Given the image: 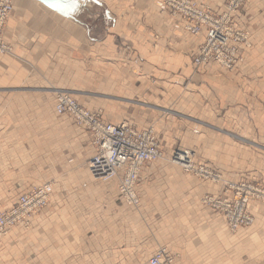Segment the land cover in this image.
Masks as SVG:
<instances>
[{
  "label": "crops",
  "instance_id": "crops-1",
  "mask_svg": "<svg viewBox=\"0 0 264 264\" xmlns=\"http://www.w3.org/2000/svg\"><path fill=\"white\" fill-rule=\"evenodd\" d=\"M195 1L214 11L223 3ZM101 2L110 17L90 20L94 11L85 8L66 14L45 0H12L2 39L13 54H0V209L28 189L52 183L47 205L32 215L30 226L16 224V242L28 257L44 249L46 264H147L159 247L174 253L176 264H264V202L250 199L254 224L233 232L219 211L200 202L218 194L222 181L264 186V168L246 170L244 159L246 144L264 152V0H246L236 13L235 24L250 31L252 45L230 71L214 62L195 69L192 56L203 36L183 31L178 19L160 12L159 0ZM68 83H115L130 95L135 88L140 100L133 103L147 109L188 97L228 129L235 126V135L228 129L226 135L238 139L236 163L222 154L228 139L214 151L220 157L198 160L222 181L201 179L165 159L146 162L135 186L140 204L128 205L117 177L102 181L88 173L86 161L95 152L91 134L55 111L56 89L87 94ZM101 117L150 128L124 110Z\"/></svg>",
  "mask_w": 264,
  "mask_h": 264
},
{
  "label": "built area",
  "instance_id": "built-area-1",
  "mask_svg": "<svg viewBox=\"0 0 264 264\" xmlns=\"http://www.w3.org/2000/svg\"><path fill=\"white\" fill-rule=\"evenodd\" d=\"M168 6L173 15H179L184 21L187 30L197 34L204 26L207 29L206 41L194 58V64L199 65L213 59L225 69L235 66L240 57L237 43L245 42L240 31L231 26V17L242 0H228L225 10L214 15L205 8L197 6L191 0H162ZM11 10L10 0H0V53L10 51L2 41L1 33L5 18ZM55 109L58 113H68L75 120L83 124L89 131L96 146L95 154L88 161L91 174L102 179H109L117 174L118 169H123L120 179L119 192L128 202L137 205L138 200L134 192V185L139 169L145 161L155 160L161 156V151L154 139L152 130L136 131L127 125H112L104 123L100 119L99 112H90L80 106L68 92H58L55 96ZM185 170H193L194 166L182 163ZM197 172L204 177L209 173L203 169ZM237 197L235 201L228 202L223 197L211 203L212 197L207 202L212 207L224 212L230 224L235 227L238 224L247 223L248 217L242 212L245 198L248 192L244 185L235 187ZM51 187L44 184L24 192L16 205L8 210L0 211V235H4L7 229L22 222L28 224L27 217L47 202V194ZM251 190V189H249ZM223 199V200H222ZM222 202L221 207L219 202ZM173 257L164 252H158L149 259L152 264H171Z\"/></svg>",
  "mask_w": 264,
  "mask_h": 264
},
{
  "label": "rangeland",
  "instance_id": "rangeland-1",
  "mask_svg": "<svg viewBox=\"0 0 264 264\" xmlns=\"http://www.w3.org/2000/svg\"><path fill=\"white\" fill-rule=\"evenodd\" d=\"M159 1H160L159 4H160V8H161L160 12H163L168 16H171L173 18L178 19L183 31H185L186 33H188L189 35H191L193 37L199 36V35L203 36L202 42L197 46L196 53H194V55L192 56V64H194L193 63L194 58L196 57V55L200 49V46L203 45L206 41V37H207L206 27L203 26L197 34L191 33L189 30L186 29V27L184 25V21L181 18V16L173 15L169 9H167L163 6L161 0H159ZM191 1L194 2L196 5H198L199 7L207 9L208 11H210V13H212L214 15H219L225 10V1L224 0L222 3V7H221V9H219V11H214L209 6L202 4V3H198L195 0H191ZM245 1L242 3V5L245 3ZM80 3H81V5H79ZM101 4H102L101 0H79V1L73 0V1L68 2L69 8L64 7L65 8L64 10H68V12H69L68 14H74L78 11V9H81V8L88 9V10H90L91 13L94 11L95 14L93 12L90 15V20L92 19L93 15L95 16L96 14H98V16H100V17L103 14H107L106 16H109L107 11L105 13L103 12V11H105V9L103 8V6ZM240 7L235 11V13L231 17L232 28L234 30L240 31L242 33V34H239V35H241V37H245V39H244L245 42H238L236 44L237 48H238V54L240 57L238 63L235 66H233L231 69H225L222 66H220L213 59L208 60V62H214L226 71H230V70L236 68L243 61L244 50L250 48V46L252 45V34L250 33V31H248V30H246L240 26H237L235 24V16H236L237 11L240 9ZM75 9H76V11H75ZM98 19H99V17H98ZM103 31H104V29H103V26L101 25V32L103 33ZM154 37H156V36H154ZM10 48H11L10 54L12 55L13 54L12 53L13 52L12 47L10 46ZM208 62L199 64V65L194 64L195 66L194 65L193 66L196 69L197 66L205 65ZM5 78L9 79L10 76H7ZM180 83H188V80H186V79L181 80ZM68 84L72 88L78 87L80 90H83L87 94L75 95L74 92L69 90V89H56L54 96H56V94L58 92L66 91L69 94H71L72 97L75 99V101L80 106L85 108L86 110L91 111L89 109L97 108L98 110L91 111V112H99L100 117H101V112H105V114L108 116L109 115L119 116L120 114H123V110L125 112H127L129 115L132 114L133 121L135 123H137V125H139V126L150 125L149 126L150 128L140 129V131L150 129V130H152V133H153L155 139L157 137V139L160 141V142H158V140L156 139V141H157V143H158V145L162 151V157H160L158 159L159 160L165 159L168 162H170L171 164L180 167L186 173H190L196 177H199V178L204 179V180H209L212 182L222 181L223 178L220 174H218V173L212 171L211 169H209L208 167L204 166L203 164L198 162V160H199V158L203 159V158H207L208 156H210V159H211V157L215 156L216 154L219 156L221 154L220 152H218L219 150H217V153H214V151H215V149H219L220 144L222 142L224 143V141L226 139H228V142H229V149L226 153H224V151H223L224 146H223L222 154L223 155L227 154L228 160L230 161L233 158L234 160L231 163H233V164L236 163L235 158H236L237 152H236V148L234 145L237 143V140H238L237 137H235L233 135H226V132H227L226 130L228 128L225 126H227V125L220 123V121L217 120L215 116L211 115V117H210L209 116L210 113H207L208 110L206 112V110H204V108H202L199 104L197 105L196 103H192L190 100H187L188 97H186L185 99H182L181 101L178 100L179 102L174 101V102H170L169 104L158 105L159 107H162L163 109H161V108L156 109V108H150V107L147 109L146 107L143 108V106L133 103V101L140 100V97H139L140 92H138V90L135 88H133V90H132L134 92V94L130 95L131 94L130 90L126 91L125 89L123 90L120 88H116L115 83H68ZM82 84L84 86L80 87V85H82ZM120 84L121 83H119L118 85H120ZM116 91L119 94H114ZM107 96L118 97L120 99H128V101H122V100H119L116 98H108ZM54 108H55V101H54ZM87 108H89V109H87ZM144 111H148V114L147 113L143 114ZM198 117L200 119H196ZM101 120H102V117H101ZM106 123H110V122H106ZM111 124H113V123H111ZM120 124H123V123H120ZM124 124H127V123H124ZM115 125H118V124H115ZM127 125H129V124H127ZM129 126L132 127L131 125H129ZM233 127H235V126H233ZM233 127L229 126L228 132L230 134H234L232 132V130L234 129ZM132 128L135 129L134 127H132ZM136 130H138V129H136ZM93 143H94V141H93ZM205 146L208 148V151H204ZM196 147L198 149L200 147L202 149V151H195ZM245 147H246V149H248V151H245V154H244L245 169L251 170L254 167H256V165H259V164L262 168H264V159L261 158V160L258 161V156H257V155H262V157H264L263 150L261 149V151H259L260 149L257 150L258 147H256V146L253 147V146L248 145V144H246ZM184 150L189 152L191 163L194 166L193 170H185L184 167L180 163L175 162L173 160V155H175L178 152H182ZM254 158L257 160V163L254 161ZM87 161H86V163H87ZM213 161H220V160L214 159ZM254 163H255V166H253ZM86 169H87V166H86ZM198 169L205 170L206 172L209 173V176L204 177V176L200 175V173L197 172ZM140 171H141V169H140ZM140 171H139V174H140ZM212 174H216L220 178L216 181V180H214ZM120 175H121V173H119V171H118L117 176H113V177L106 179V180H104V179H99V180L108 181L114 177H117L118 178V188H119V176ZM222 182L224 185H223V187L219 193H221V191L225 187H227L228 185H239L240 186V184L245 183V182L234 183V182H228V181L227 182L222 181ZM50 184L52 185V183H50ZM245 184L251 185L253 187H257V189L264 190L263 185H255V184H251V183H245ZM135 192H136V190H135ZM118 193H119V190H118ZM136 195H137V193H136ZM207 195H213V194L203 195L200 199V202L202 205L210 207L208 204L204 203V201H203V197L207 196ZM215 195H217V194H215ZM230 195H232V197H233L235 195V192L234 191L230 192ZM137 199H138L137 205L127 203L124 200L123 201L125 203H127L128 205H131L133 207H138L140 204L138 195H137ZM250 199H259L260 201L264 202L263 199L256 198V197H250L248 199V202ZM248 202H247V205H248ZM247 205H246V208H247ZM7 208H9V207H7ZM7 208L0 209V211L5 210ZM42 209H40L38 212H40ZM247 212L251 216V218L253 219V222H254V217H253L252 213L248 210V208H247ZM34 214H36V213H34ZM224 222H225V219H224ZM252 223L250 225H252ZM20 224H22V223H20ZM225 225L228 228L226 222H225ZM250 225H248V226H250ZM29 226H30V220H29V225L27 227L26 226H24V227L28 228ZM241 227H247V226H241ZM236 230H234V231H236ZM230 231H232V230H230ZM25 250H26V247H24L23 245L16 242V224L14 226H12L10 228V230L5 235L0 236V264H46L45 263L46 257L43 254L44 249H40V248L37 249L36 250L37 255L31 254L29 257L26 256L27 253L25 252ZM158 250H163V251H165V253L170 254L173 257L172 264H176V262H175L176 261V255L174 253H172L168 248L159 247L153 252V254L155 252H157ZM85 257L86 256H84V258ZM149 258H148V260H149ZM85 260H87V259L85 258ZM148 260H147V264H149Z\"/></svg>",
  "mask_w": 264,
  "mask_h": 264
},
{
  "label": "bare ground",
  "instance_id": "bare-ground-1",
  "mask_svg": "<svg viewBox=\"0 0 264 264\" xmlns=\"http://www.w3.org/2000/svg\"><path fill=\"white\" fill-rule=\"evenodd\" d=\"M51 7H53L54 9H56V10H58L59 12H61V13H66V14H68L69 12H68V10H64L65 8L64 7H68V2H70V1H73V0H45ZM79 1V0H78ZM225 1V6H226V4H227V2H228V0H224ZM245 0H242L241 1V3L239 4V6L237 7V9L242 5V3L244 2ZM10 2H11V10H12V1L10 0ZM161 2H162V4H163V6L165 7V8H167L168 9V6L166 5V3L165 2H163L162 0H161ZM88 3V2H87ZM77 5V4H76ZM79 5H81V3L79 4ZM198 6V5H197ZM75 7V6H74ZM69 8V7H68ZM77 8V7H76ZM236 9V10H237ZM11 10H10V12H11ZM79 10V9H78ZM235 10V11H236ZM75 11H76V9H75ZM235 11L233 12V14L235 13ZM10 12L8 13V15L10 14ZM232 14V15H233ZM8 15H7V17H8ZM7 17L5 18V21H6V19H7ZM5 21H4V24H5ZM4 24H3V27H4ZM3 30V29H2ZM1 38H2V33H1ZM2 41H3V39H2ZM4 42V41H3ZM5 43V42H4ZM5 45L7 46V47H10L7 43H5ZM11 53V48H10V51L9 52H5V53H0V54H10ZM75 100V99H74ZM56 103V102H55ZM55 111H56V109H55ZM91 112V111H90ZM56 113L57 114H64V113H58L57 111H56ZM65 114H68V113H65ZM69 116H71L74 120H75V118L72 116V115H70V114H68ZM100 119H101V117H100ZM102 121V120H101ZM75 122L78 124V125H81V126H83L89 133H90V131L83 125V124H80V123H78L76 120H75ZM103 122V121H102ZM104 123H106V122H104ZM108 124H111V123H108ZM124 124V123H123ZM123 124H118V125H123ZM112 125H115V124H112ZM124 125H127V124H124ZM127 126H129V125H127ZM130 127V126H129ZM132 128V127H131ZM133 129V128H132ZM136 130V129H135ZM136 131H140V130H136ZM142 131V130H141ZM154 136V135H153ZM154 139H155V137H154ZM155 141H156V139H155ZM157 142V141H156ZM158 144V143H157ZM159 146V145H158ZM94 147H95V152H96V146H95V143H94ZM159 149H160V147H159ZM160 151H161V149H160ZM95 152H94V154H95ZM93 154V155H94ZM93 155H91V157L93 156ZM91 157H89V159L91 158ZM160 157H162V151H161V156ZM159 157V158H160ZM89 159H88V161H89ZM156 160V159H155ZM173 160L175 161V162H178V163H180L181 165H182V163H185V164H190V162H191V160H190V156H189V152L188 151H182V152H178V153H176L175 155H173ZM88 161H87V163H86V166H87V169H88V172L90 173V175H92L91 174V172L89 171V168H88ZM149 161H153V160H149ZM149 161H145L142 165H141V167L146 163V162H149ZM183 166V165H182ZM141 167H140V169H141ZM184 167V166H183ZM140 169H139V171H140ZM121 170V175L119 176V184H120V179H121V177H122V175H123V169H118V171H120ZM118 171H117V174L116 175H114V176H117L118 175ZM138 175H139V172H138ZM213 175V178H214V180H218L220 177L218 176V175H216V174H212ZM93 176V175H92ZM94 178H96V179H102V178H99V177H95V176H93ZM105 180V179H104ZM137 180H138V176H137V179H136V182H135V185H134V192H135V186H136V183H137ZM45 184H49L50 185V187H51V189H50V191L48 192V194H47V202H46V204H44L42 207H40L39 209H37L35 212H31L29 215H28V217H27V221H28V224L27 225H24V223H22V222H19V223H15V224H20V223H22V225L23 226H28L29 225V220H30V217L34 214V213H37L40 209H42V208H44L46 205H47V203H48V201H49V196H50V192H51V190H52V185L50 184V183H45ZM42 185H44V184H42ZM240 185H244L245 187H248V188H245L248 192L246 193V197L245 198H243V202H244V205H243V208H242V212L248 217V222L247 223H242V224H238L237 226H235V227H233L231 224H230V222H229V220H228V218L226 217V215L224 214V212L223 211H221L220 209H218V208H214V207H212L211 206V204L209 203V202H207V198H210V197H212L213 199L211 200V203H212V201H213V203H215V201L216 200H219L218 198H221V197H223V199H226L228 202H231V201H235L236 199H237V197L236 196H233L232 197V195H230V192H235V194L237 193L236 192V188L235 187H237V186H239V185H228L227 187H225L222 191H221V193H219V194H217V195H207V196H204L203 197V201H204V203H206V204H208L211 208H213V209H215V210H217V211H219L221 214H222V216H223V218L225 219V222H226V224H227V226H228V228L230 229V230H232V231H234V230H236L237 228H239V227H241V226H248V225H250L252 222H253V219L251 218V216L248 214V212H247V208H246V205H247V202H248V199L250 198V197H256V198H261V199H263L264 200V190H261V189H257V187H253V186H251V185H246L245 183H242V184H240ZM38 186H41V185H38ZM38 186H34V187H32V188H30V189H28L27 191H29V190H31V189H33V188H35V187H38ZM249 189H251V190H249ZM118 190H119V188H118ZM233 190V191H232ZM26 192V191H25ZM24 193V192H23ZM22 193V194H23ZM21 194V195H22ZM119 194H120V192H119ZM20 195V196H21ZM135 195H136V192H135ZM19 196V197H20ZM120 196H121V198L125 201V202H127L123 197H122V195L120 194ZM18 197V198H19ZM136 197H137V195H136ZM222 199V200H223ZM138 200V199H137ZM17 201H18V199H17ZM17 201H15V203L13 204V205H11L9 208H7V209H5V210H8V209H10V208H12V207H14L15 205H16V203H17ZM128 203V202H127ZM131 204V203H130ZM133 204V203H132ZM217 204H219L221 207L223 206V204H222V202L220 201L219 203H217ZM5 210H2V211H5ZM15 224H13V225H11L8 229H7V232L10 230V228L12 227V226H14ZM6 232V233H7ZM5 233V234H6ZM4 234V235H5ZM0 236H2V235H0ZM158 252H164L165 253V251H163V250H158L157 252H155L152 256H155ZM151 256V257H152ZM150 257V258H151ZM149 258V259H150ZM173 261V260H172ZM172 261H171V264H172ZM148 263L149 264H152V263H150L149 262V260H148Z\"/></svg>",
  "mask_w": 264,
  "mask_h": 264
}]
</instances>
